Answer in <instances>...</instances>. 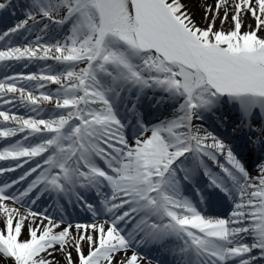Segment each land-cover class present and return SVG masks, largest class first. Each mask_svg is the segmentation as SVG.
Here are the masks:
<instances>
[{
	"label": "snow or ice",
	"instance_id": "1",
	"mask_svg": "<svg viewBox=\"0 0 264 264\" xmlns=\"http://www.w3.org/2000/svg\"><path fill=\"white\" fill-rule=\"evenodd\" d=\"M9 7L0 2V11ZM23 7L25 19L0 34V66L45 67L0 78V161L12 164L0 176L22 173L0 181V264H144L146 245H172L176 264H262L264 158L252 173L201 121L235 109L233 132L264 153V0H203L202 23L184 0ZM23 32L35 39L14 42ZM146 90L169 115L144 120ZM201 168L233 201L228 216L202 214L199 188V202L184 195ZM81 189L110 195L98 207ZM37 192L75 196L94 221L34 210Z\"/></svg>",
	"mask_w": 264,
	"mask_h": 264
},
{
	"label": "bare ground",
	"instance_id": "2",
	"mask_svg": "<svg viewBox=\"0 0 264 264\" xmlns=\"http://www.w3.org/2000/svg\"><path fill=\"white\" fill-rule=\"evenodd\" d=\"M184 2L187 5V8L194 14L195 19L197 21H199V22L202 23V15H203V12H202V9H201V4L202 3H195V2H192L190 0H184ZM11 3H12V5L15 4L16 7L18 6V9L17 10H19V11L21 10V7L26 4L23 0H15V1H11ZM208 3L209 4L212 3V0H208ZM248 23H251V20H249ZM13 26H8V27L4 28V30H2L1 33H3L8 28L13 27ZM42 26L43 25H41V27ZM217 26H219V24H217ZM34 31H38V30H34ZM50 35H51V33H50ZM26 37L28 39H30V40H34L35 39V36L34 35H29V33H26V32H23L22 35L13 37L12 39L16 43H21L22 40H24ZM0 43H7V41L0 42ZM21 65H23V64H21ZM0 67H1L0 68L1 69V71H0L1 72L0 78H2L6 74L7 69L14 70L12 68H15V64H13L12 67H7V68L4 67V66H0ZM24 68H26V67H24V65L17 67V69H21L18 72H22V70ZM14 73H16V72L11 71V73H7V75H12ZM158 98H159L158 96L154 98L153 97V92L150 90L149 92H147V94L145 95V97L141 96L139 103H140V105L141 104H144V103H148V106H147L146 109L149 110L152 115H154V116L159 115L160 116L162 114V112L160 110V108H161L162 105L157 106V99ZM154 106H155V108L153 109ZM121 109L123 110V104H121ZM122 115H125V114L122 112ZM129 115L130 114L127 115V118L129 117ZM235 122H236V120H235ZM235 122H233L232 124H230L231 125L230 126L231 131H233V127L235 126ZM18 138H20V137L18 136ZM240 138H242V134L240 132H238L237 134H234L231 139H233L235 141L237 139L240 140ZM5 146H7V144L6 145H3L0 149H2ZM247 147H248V149L252 148L251 145H248ZM4 162L7 163L8 166L11 164L8 161H4ZM100 163L103 164L102 161H100ZM248 170L251 171L252 173H255L257 169L256 168L254 169V167L252 168V166H251V167L248 168ZM214 172H216V171H214ZM9 174L10 173L5 174V176H0V180L3 181L7 176H9ZM25 187H27V186H24L23 185L22 188H25ZM80 191L84 194V196L87 199V201L89 203H91V201H92V199H91L92 198V194H91L92 191H91V189H89V190L81 189ZM105 192H107V194L110 195V191L108 192L106 190L101 191L99 193L97 192L96 199L98 200V202H100V203L102 202V200L104 199ZM38 194H40V193L37 192V193H35V195H33L31 193L29 194L31 196V199H36V204L34 205V208L35 207H38V205H37V201H38L37 195ZM47 195H49V196H47ZM45 196H47V199H46V201H44L43 206H39V211L42 212L45 209H47V211H48L49 214L55 215L57 218H59L60 216H63L64 217L67 214V207L70 208V207H72V205L74 206V205L77 204V206H78L77 209L78 210H80L81 212H85L86 215H91L92 220L90 222H87V223H91V222L94 221V218H93L92 214L87 210V208L85 206H84L85 207V209H84L80 205V202H78L75 199V196H73L71 198V200L68 197H61L65 201L64 204H63V201H62L61 198H59V199L56 198V197L54 198V194H49V193H46L45 192V193L42 194V197H45ZM236 202H239L238 194H237V201ZM28 204H31V200H28ZM226 207L228 208V206H226ZM233 207H234V205H232L230 207V210L227 211L226 216H228L229 213L233 210ZM203 208H204L203 210L205 212H203L202 214L207 215V216H210V217H220L217 214H214L215 212H220V211H218L220 208H218V207L217 208L212 207V209L211 208L210 209H205V207H203ZM77 222H79V223H86L84 221H76V222H68V223H71V224L75 225ZM73 233L75 234V229H73ZM247 242L251 243V238H248ZM170 247H172V246L171 245H168L165 248H162L161 251L162 252H167V253H164V256H165L164 260L165 261H169L170 263H173L174 264L175 259H174L173 255H172V253L167 250ZM141 250H142L141 253H143L144 251H146V253L150 254L151 256H154L155 257L154 259H156V257L158 256L157 255L158 250H156V248H154V247L152 248V250H150V249L148 250V248L146 249L145 246H144ZM162 252H161V254H162ZM255 254H258V252H256ZM5 261H7V258H5ZM7 264H10V262H7ZM144 264H147V263L144 262ZM262 264H264V262H262Z\"/></svg>",
	"mask_w": 264,
	"mask_h": 264
},
{
	"label": "rangeland",
	"instance_id": "3",
	"mask_svg": "<svg viewBox=\"0 0 264 264\" xmlns=\"http://www.w3.org/2000/svg\"><path fill=\"white\" fill-rule=\"evenodd\" d=\"M4 1H5V0H0V2H4ZM190 1L195 2V3H202V2H203V0H190ZM26 2H27V0H26ZM15 10H16V7H15V8H11V7H9V8L7 9V11H2L1 14H2V15L5 14V16H3V18H5V25L11 23V24H12L11 26H13V25H15L18 21L25 19L24 11H26V9H25L24 7L22 8V13H21V11L19 12V11H15ZM13 13H15V14H13ZM15 21H16V22H15ZM55 31H57V30L54 29L53 32H55ZM31 35H32V34H31ZM23 41H24V40H22V42H23ZM53 63H54V62H52V61H48V62H47V64H53ZM21 64H22V63L15 64V68H17V67H19V66H23V65H21ZM11 67H12V66H11ZM44 67H45V62H43V61H37V62H34V63H30L28 67H26V68H24V69L22 70V72H24V73H40L41 70H42ZM18 70L20 71L21 69H18ZM50 87H53V88H54L55 86H50ZM129 106H130V105H129ZM166 107H167V105H162L161 108H160V110H161V109L164 110V108H166ZM170 112H171V110L168 111L166 115H169ZM24 113H25V110H24V109H22V108L18 109V114H24ZM158 117H161V116H157V117L153 118V120H150V121H151V122H155L156 119H157ZM217 117H218V118H217ZM223 117H226V114H225L224 112H222L221 109H220L219 111H217V112H215L214 114L211 115V119H212L213 123L218 124V128H222V126H223V122H222V118H223ZM214 118H215V120H214ZM154 119H155V120H154ZM217 121H218V123H217ZM201 123H202V126H203L205 129H207L208 131H210V130H209V126L212 125L211 122H208V120H203V121H201ZM131 137H133V136H131ZM14 139H19V138H18V136H17V137L14 138ZM13 141H14V140H13ZM13 141H12V142H13ZM6 144H7V141H5V140L2 141V140L0 139V148H1L3 145H6ZM11 166H12V164H10L9 166H6L5 164H3V167H11ZM33 166H34V165H33ZM18 174H21L20 170H17L16 175H18ZM13 175H14V174H13ZM10 176H11V173H10ZM24 186H27V184H24ZM22 190H23V189H22ZM37 205H38V207H39V206H43V200H38V201H37ZM34 210H37V208H35ZM37 211H38V210H37ZM102 219H103V218H102ZM65 220H66L67 222H75V221H78V220H83V221H85L86 223L91 221V219L86 218V216L83 215V214L81 213V211L77 210L76 207H72V208H69V209L67 210V214H66V216H65ZM74 255H75V254H74ZM147 262H148V261H147Z\"/></svg>",
	"mask_w": 264,
	"mask_h": 264
}]
</instances>
